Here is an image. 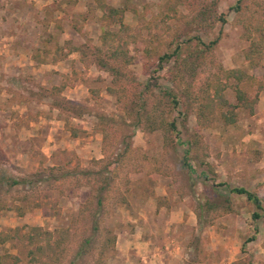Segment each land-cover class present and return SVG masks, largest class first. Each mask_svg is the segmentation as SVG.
<instances>
[{
    "label": "rangeland",
    "instance_id": "1",
    "mask_svg": "<svg viewBox=\"0 0 264 264\" xmlns=\"http://www.w3.org/2000/svg\"><path fill=\"white\" fill-rule=\"evenodd\" d=\"M213 1L0 0V235L12 236L0 242V257L7 264H264V217L254 220V205L229 189L264 200V89L253 113L236 108L234 124L215 117L202 125L195 99L222 68L264 85V63L246 58L249 31L264 30V0H241L242 13L239 0H217L226 21L202 28L199 11ZM111 7H125L128 31L104 17ZM105 31L120 33L112 43L131 57L117 78L98 63L107 59ZM197 36L219 41L195 79L174 81L178 64L159 68L158 56ZM235 82L224 92L233 105ZM172 90L183 98L169 114L179 133L150 122V112L136 124L131 104L157 105ZM166 102L151 116L162 117ZM186 110L182 124L178 112ZM88 237L86 253L74 259ZM57 241L54 252H34Z\"/></svg>",
    "mask_w": 264,
    "mask_h": 264
},
{
    "label": "trees",
    "instance_id": "2",
    "mask_svg": "<svg viewBox=\"0 0 264 264\" xmlns=\"http://www.w3.org/2000/svg\"><path fill=\"white\" fill-rule=\"evenodd\" d=\"M217 4V0H214L210 4L205 5L200 11V27L204 28L206 23L210 20L213 22H222L224 23L225 17L221 14H218L215 6ZM236 11L242 13L243 5H241V0L237 2L234 6ZM125 11V7L113 8L111 7L108 12L105 14V18L109 21V23L120 24L121 28L125 31L130 29L129 26L125 25L123 22V14ZM208 25V24H207ZM257 33V37L253 36V33ZM249 38L251 39L249 50L246 54V58L253 65L257 66L264 63V30L263 26L257 24L251 31H249ZM117 38H122L120 33H113L110 31H105L102 40L104 45L106 46V55L107 59L100 58L98 63L108 69L114 78L122 75V69L130 65L131 57L129 56L127 48L122 45H114L112 42H115ZM219 38L213 39L209 42L204 41L200 36H197L194 39H189L188 43L178 44L172 52H166L158 56L159 68H162L165 63H168L172 59H174L175 63L178 64V69L175 74L172 75L174 81L184 82L189 80H193L196 78L198 74V69L200 66V61L202 58L206 56L207 53L213 51L218 44ZM113 63H118L113 65ZM230 79H235V90H236V98L237 104H231L224 96L225 90L229 87L228 81ZM118 81V80H117ZM256 86V89L252 92L250 89L252 86ZM264 89V85L260 83H256V80L253 76L245 73L240 69H220L218 72L213 74L212 78L207 82L206 87L201 91V95L196 99L197 105V115L200 123L202 125H210L215 117L219 118V120L223 121L225 124H234L238 120V114L236 112L237 107H241L244 109H248L251 113L254 112V106L258 103L259 95L261 91ZM187 91V90H186ZM163 100H166L165 108L162 112V117L158 118L155 116H151L157 108L160 106L159 102L162 103ZM145 98L139 99L135 101L130 106V110L133 111L134 121H136L137 125L143 124L144 116L150 112V116H148L149 121L153 120L157 123V127H160L167 133H179V128L177 124V119L170 120L169 114L176 111L179 107L180 103L183 102V98L181 93L175 91H167L164 96H161L156 101L158 104L149 105L145 102ZM226 108V110H223ZM179 115L182 116V124H184L185 119L188 118V111L178 112ZM183 144L191 145V141L182 142ZM191 147V146H190ZM190 149V148H189ZM186 150L185 157L187 159L188 153L190 150ZM189 167L191 165L188 163ZM7 182L11 186H15L21 184V180L17 179H8ZM223 185V184H220ZM230 192L245 196L247 200L252 203L255 207V210L252 213V217L254 220L260 219L264 217V200L255 192L245 188V187H229ZM229 202V199L226 200ZM98 207L101 206V198L98 199ZM218 207V205H215ZM214 206V207H215ZM227 209H230L227 206ZM99 230V226L97 221L93 222V231L94 233ZM12 238L10 234L0 235V242L9 241ZM30 243H34V237L29 235ZM255 236H251L247 239V242L253 241ZM92 237H88L84 239L76 251L74 259L84 255L87 251V247H89L92 243ZM60 246V242L57 241L55 243L47 242L46 246L38 245L34 252H38L40 254L46 253V248L48 251L54 252ZM33 252V253H34ZM10 257V256H7ZM51 257V256H50ZM6 257H0V264H7ZM18 259V258H17ZM73 263V262H72ZM14 264H17L14 262Z\"/></svg>",
    "mask_w": 264,
    "mask_h": 264
}]
</instances>
